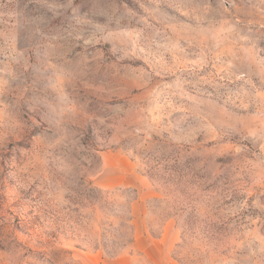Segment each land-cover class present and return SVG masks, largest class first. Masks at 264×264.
<instances>
[{"label": "clouds", "instance_id": "1", "mask_svg": "<svg viewBox=\"0 0 264 264\" xmlns=\"http://www.w3.org/2000/svg\"><path fill=\"white\" fill-rule=\"evenodd\" d=\"M0 264H264V0H0Z\"/></svg>", "mask_w": 264, "mask_h": 264}]
</instances>
